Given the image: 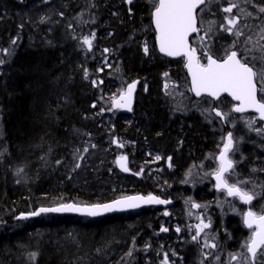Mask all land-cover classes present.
Masks as SVG:
<instances>
[{"label":"trees","instance_id":"16d2710c","mask_svg":"<svg viewBox=\"0 0 264 264\" xmlns=\"http://www.w3.org/2000/svg\"><path fill=\"white\" fill-rule=\"evenodd\" d=\"M3 1L12 4L15 10L23 11L24 6L28 7L37 0ZM138 1L132 4L129 0H117L122 8L120 14L114 16V0H51L48 3L57 5L59 12L50 19L43 18L42 24L37 25L38 30H34L36 26L30 28L31 39L26 34L25 23L20 21L19 12L13 13L14 18L0 16V264H158L154 259L149 263L144 261V258L149 259L154 254L156 259L165 263V256L174 255L178 261L174 264H226L229 258L230 264H235V254L240 253L248 231L243 229L236 216L216 207L215 199L219 192L216 193L209 172L198 174L195 180L185 181L184 178L187 168L200 164L204 156L209 158L207 164L210 171V163L214 161L215 164L227 133L235 132L237 135L238 126H232L229 121L224 123L217 117L209 99L198 100L192 95L181 59L163 58L155 47L152 51L156 52V60L148 59L142 45L147 39L151 43L154 40L151 21L157 0ZM228 1L223 0V4ZM232 1L235 4L238 2ZM246 1L247 5L241 7L246 6L252 11L250 17L241 14L238 7L233 11V17L238 19L233 32L240 31L242 35L228 32L230 38L224 39V42H232L242 59L257 67L261 64L258 59L261 48L257 42L264 38V29H261L264 12L260 11L264 0ZM106 21L111 24L107 25ZM99 22L103 24L99 29L106 35L105 41L112 48L115 62L101 73L104 82L94 88L92 79L100 76L97 64L94 60L83 61L85 55L79 52L78 45L80 40L90 35L88 31L92 25L98 27ZM146 25L149 26L147 36L138 34L137 31ZM220 39L222 35L215 37L213 44L206 39L203 40L205 43H199L201 55L206 58L205 54L211 50L217 56H225V51H221L223 56L218 51L224 47ZM251 48L254 50L250 52ZM253 56L257 59L251 62ZM80 57L84 63L82 69L76 63ZM135 78L141 80V94L145 84L149 90L140 99L138 116L118 118L108 129L83 117L96 114L97 108H91L93 102H98L100 108L103 96L107 95L109 99L114 95L118 90L116 87L112 90L106 88L111 82L115 83L113 86L123 83L124 87ZM175 82L182 83L183 90H176ZM184 102L187 106H180ZM247 116L260 122L253 115ZM254 124L251 139L244 147L245 158L238 163L237 177L242 181L237 183L243 187L248 185L252 193L258 194L256 207L264 213V132H258L264 127ZM122 136L125 141L138 143L139 148L124 146L135 166L149 157L142 154L147 141L152 149L164 156H172V166L168 170L173 171L169 177L167 175V180L164 179L167 181L162 189L164 191L144 178L131 180L126 187L105 193L73 187L68 179L34 178L24 186L17 182V178L13 181L12 172L18 165L30 164L33 158L50 147L71 145L86 153L89 147L99 143L110 145L113 144L112 138L118 141ZM112 152L113 146L109 153ZM113 170L111 179L98 178L110 184L116 183L123 174L119 168ZM126 176L133 179L138 175ZM165 191L175 199L176 205L172 208L175 212L192 211V215L197 214L193 221L190 215L189 220L185 219L188 224L194 223L193 227L186 229L188 233H175L174 241L169 245L166 238L159 242L156 237L160 216L156 207L94 219L45 213L27 219L29 223L21 229H14L13 226L19 220L15 218L18 214L35 211L39 206L70 201L102 203L125 194H159ZM227 200L232 199L227 197ZM194 204L200 207H193ZM201 221L209 225L213 221L214 225L197 236L196 225ZM126 222L132 226L125 225ZM38 227L49 231L48 237L58 234L57 242L55 239L48 241L46 237L48 240L35 243L34 258L29 254L30 257H21L12 263L2 261L5 247L15 249L22 242L31 245L28 234ZM193 236L197 239L193 240ZM74 240L77 243H73ZM112 252L115 254L106 258ZM243 264L247 263L244 261ZM254 264L264 262L256 263L255 260Z\"/></svg>","mask_w":264,"mask_h":264},{"label":"rangeland","instance_id":"374dc122","mask_svg":"<svg viewBox=\"0 0 264 264\" xmlns=\"http://www.w3.org/2000/svg\"><path fill=\"white\" fill-rule=\"evenodd\" d=\"M51 0H37V1H33V3L29 4L28 7L24 6V10L23 11H18L15 10L12 4H6L4 3L3 0H0L1 5H2V14L1 15H6L8 16V18L13 17L14 18V12H19L21 15L19 16L20 21H22L23 23H25L24 27H26L27 32L26 34L28 36H30L29 38H33V34L30 28H32L33 26L37 27L34 30H38L39 26L42 24L43 22V18H49L59 12L58 6L54 5V3H48ZM3 2V3H2ZM115 2V9H114V16L115 15H119L122 6L119 5V3H117V0H114ZM139 2L138 0H133L131 3H137ZM232 4H235L232 0H229L228 3L226 2L225 4H223V0H213L212 3L206 5L202 11V25H203V34L200 38V44L201 43H205L206 41H203L204 39H206L207 41L209 40L211 44L212 40L217 37L218 35H222V39H220V41L222 42V45L224 46L222 49L218 50L220 53L221 51H225L226 55L229 53L230 50L234 49V46L232 45V42H224V39L226 40V38H230L228 37V32L224 31L225 27H229L228 25V19L233 17V12L232 13H226L223 11V8L225 7H229ZM238 7V10L241 14L243 15H247V16H251L252 15V11H249L248 8L245 7H241L244 5H247V1L246 0H238V2L236 1V4ZM130 7V6H127ZM236 8V7H235ZM233 8V11L234 9ZM17 15V14H16ZM19 15V14H18ZM216 16H218V19L216 20ZM108 22V21H106ZM105 24V23H104ZM107 25L111 24V22L106 23ZM219 26L220 28L218 29L216 27V25ZM107 25L105 27H107ZM103 26V24L100 25L99 22V26L97 27L95 24L92 25V27L90 28V30L88 31V33L90 34L88 36L89 39L92 40V46L89 49V47H87L86 44H84V38L82 40H80L79 45H78V50L80 53H83L84 56V60L83 61H88V60H94L95 63L97 64V73L100 74V76H95L94 79H92V87L97 88L99 85H101L104 82V79L102 78V74L104 73L105 69L109 68L110 66L113 65V63L115 62V59L112 56V48L107 46L106 44V35L104 33V31L100 30L99 28ZM97 27V28H96ZM213 27V29H212ZM95 28V29H94ZM103 28V27H102ZM94 29V30H93ZM261 29H264V24H262ZM260 29V30H261ZM149 31V26H145L144 29L138 30L137 33L138 34H144L145 36H147ZM234 31V30H233ZM34 32V31H33ZM107 32V31H106ZM29 33V34H28ZM264 33V32H263ZM94 37V38H93ZM219 41V43H220ZM233 41V40H232ZM257 46L262 49L264 48V38H262L260 41L257 42ZM88 49H87V48ZM156 48V46H154L153 41L151 43V41H149V39L146 40L145 43H143L142 48L145 51V48H147V56L149 57L148 59H151L152 61L156 60L157 56H156V52L154 53L152 51L153 48ZM214 48V47H213ZM212 48V50H213ZM254 49L251 48L250 52L253 51ZM157 51V49H156ZM208 53H212L214 54L211 50ZM222 54V53H221ZM215 55V54H214ZM224 54H222L223 56ZM156 56V57H155ZM255 57V56H253ZM253 57H249L252 59ZM255 60V59H253ZM83 61L81 60V57L79 58V60L76 61L77 65H79L78 67L80 69L83 68ZM155 63V62H153ZM260 67H264V63H261L260 65L257 66V68ZM130 82V81H129ZM128 82V83H129ZM113 84H115L114 82H111V84H109L110 86H107L106 88L109 90H112L113 87L115 89V87L118 89L115 91L114 95L112 94L111 97L109 96V99H107V95L103 96L104 98L102 99V105L99 107L98 102H93L91 104V108H97L96 109V114L91 116L89 114L84 115L83 117L86 120H90L91 123H97L98 125H103V127H106L107 129L109 127H111L112 125L115 124V122L118 120V118H122V116H120V113H115L116 111L113 109L112 107V103L114 101V99L116 98V96L122 92H125L127 89L126 85L124 87H122L123 83H118L117 86H113ZM128 85V84H127ZM173 85H177L176 90H183L184 86L182 83H178L175 82L173 83ZM171 89H173V86H171ZM148 92V85L145 84L143 90H142V94L138 91V101L139 103L136 106V111L135 114L132 117H135L136 115L138 116L140 110H139V104H140V99L143 95V93ZM264 95V94H263ZM223 103H221V107L224 108L226 110V115L228 118V121L231 123L232 126L237 127L238 126V134H234L235 132L232 133L233 135V141H234V146H233V151L229 153V157L231 160H233L235 168L234 171L229 175V180L231 181V183H235L236 181H242L240 177H237V173H238V163L240 161H243L245 158V150L244 147L248 145L249 143V139H251V129H254V125H252L251 128H249L248 126V121L251 120V118L247 115H241V116H236L233 111H232V107H231V102L228 101L227 99H223L222 100ZM101 103V102H100ZM205 104V103H204ZM103 105H106L103 106ZM109 105V106H108ZM180 105V104H179ZM187 106V103L184 102L183 105L180 106ZM198 105V104H197ZM196 105V106H197ZM200 105H202L200 103ZM206 105V104H205ZM230 106V107H228ZM92 118V119H91ZM256 124H258V126H263V124H261L260 122L256 121ZM257 131V130H256ZM258 132H264L263 131H258ZM227 137V136H226ZM225 137V138H226ZM112 142L113 144H103V143H99L98 145H95L93 147H89V149L87 150V152H79L78 151V147L76 146H69V147H57V148H48L45 150V152H42L40 154H38L37 157L33 158L32 162L30 164H20L16 167L15 172L13 171L12 174L14 176V179L17 180V182L21 185L24 186V184L26 185L28 182H30L32 179L34 178H54V179H58V181L60 179H68V181H71L73 183V187H78V188H83L85 189H95L98 190L100 193H105L108 192L109 190H115L116 188H123L126 187V185L132 181H137V180H141L142 178L147 179V181L149 183L152 184V186H156L157 188H159L160 190L164 189L163 187L165 186V184H167L166 180L170 175V172L173 171L172 170H168V165L167 162L169 161L167 156H164L162 153L156 151L155 149H152L151 146L148 144V147L144 150L146 156H149L148 159L146 157V161L142 160V162H139V165L133 164L132 160L130 159V156L128 155L129 153L124 150V146L126 147H130L132 146H138V143L134 140H126L125 138L122 136L118 141L114 138H112ZM120 143L122 145V147L119 146ZM114 148V152H112V154H110V147ZM222 148V147H221ZM221 150V149H220ZM137 153H139L138 150H136ZM127 154V155H126ZM129 156V157H127ZM121 157L124 158H128L131 168L133 170H135V172L137 174H139L136 177L129 178L126 175H122L121 178L115 183L110 184L111 182H104V180H101L98 177H108L111 179V175L110 173L113 172L114 168H119V163L120 161H124L121 160ZM172 160V158L170 159V161ZM208 157H203V159L201 160L200 164L195 165L192 164L189 166V168H187V171L185 172V181H188L190 179H196V177H198V174H205L207 172L208 175L213 176V174L215 173V171L218 169L219 167V162L216 159V162L214 164V161L210 163V171L208 169ZM173 164V163H172ZM103 171V172H102ZM105 173V175L101 174ZM100 173V174H99ZM234 173V174H233ZM37 175V176H36ZM103 175V176H101ZM141 175V176H140ZM168 175V177H167ZM198 175V176H197ZM136 176V175H134ZM164 179H166L164 181ZM149 184V185H151ZM20 185V186H21ZM215 186V185H214ZM97 188V189H96ZM245 191H248L250 193L251 189L248 185H246L245 187H243ZM88 191V190H86ZM164 191V190H162ZM89 192V191H88ZM167 193V191H165ZM125 195H129V194H125ZM124 195V196H125ZM257 203V202H256ZM256 203L253 204L252 209L260 214L263 213V211L259 208L256 207ZM215 205L216 207H218L221 211L226 210V213L229 214H233L234 216H236V218H238L240 221L239 223H241V226L243 227L244 230H246L244 228L243 225V216L244 213L246 211V208L241 205V203L237 200V199H232L231 201L227 200V196L224 193H218L215 199ZM264 206V202L262 204V207ZM175 214V229H181L180 233L183 234V232H187L188 231L186 229L193 227L194 223H186L185 219L192 218L195 219L197 216L196 215H192V211H190V213L187 211L185 213V211H181V213H177L175 212V210H172ZM25 211L21 212L24 213ZM20 213V214H21ZM18 214V215H20ZM190 215V217L188 218V216ZM16 219H18V217H15ZM179 219H182L184 223H181ZM165 220H161L162 223H164ZM27 223H29V221L27 219L25 220H18V222H16L13 226L14 229H21L22 227H24L25 225H27ZM131 225L132 224L130 222H126L125 225ZM211 226L214 225V222L212 221L210 223ZM2 226V225H1ZM27 232V231H26ZM177 233V232H176ZM250 232H248V236L246 237V240L243 242V244L241 245L240 249V253H236L235 254V264H243L244 261L247 264H253L250 261V258L248 256V252H247V248L244 246L245 243L249 240V237L251 236ZM29 237H30V241L29 243H31V245H28V242H22V243H18L16 248L13 249L11 247H5L4 251H3V255H2V261H10L11 263L14 262L16 259L20 260L21 257L22 258H27L30 257L31 253L33 252V248L37 245L35 243L39 242L40 240H44L47 239L48 241H51V239H55L54 241L57 242L56 237L58 236V234L55 237L54 234H51L50 237L49 236V231L47 230H43V228H36L34 231L29 232ZM48 235V236H47ZM180 237L182 236L181 234L179 235ZM47 237V238H46ZM183 239V238H182ZM53 241V240H52ZM122 242V241H120ZM73 243H77V241H73ZM124 245V244H123ZM120 245V246H123ZM131 246H129L128 248H130ZM149 249H151V246L148 247ZM150 252H154V250H150ZM149 252V253H150ZM264 253V251H263ZM30 254V255H29ZM113 254H115L114 252L110 253V255H106V258L112 256ZM161 254V253H159ZM247 254V256H246ZM127 254L125 255V257L127 258ZM244 257V259L242 258ZM248 257V258H247ZM172 258L174 260H172ZM150 259V260H149ZM149 259L146 257L144 258V261L146 263H149L150 261L152 262V260L154 259V261H156L155 258V254L154 256H150ZM168 259L171 260L170 264H174L176 261V258L174 255H171L168 257ZM237 259V260H236ZM230 258L226 260V264H230ZM167 264L163 261H159L158 260V264ZM264 262V254H262V251L257 255L256 258V263H263ZM180 263H182L180 261Z\"/></svg>","mask_w":264,"mask_h":264},{"label":"snow or ice","instance_id":"6c2138e0","mask_svg":"<svg viewBox=\"0 0 264 264\" xmlns=\"http://www.w3.org/2000/svg\"><path fill=\"white\" fill-rule=\"evenodd\" d=\"M212 2L213 0H158V3L154 5L155 10L153 15L156 29L159 33L160 51L169 56H187V67L192 76L191 90L197 96L206 93L210 97L219 99L221 93H227L239 102L232 111L243 113L251 109L259 114L260 120H264V95L258 98V91L264 93V67L257 68L255 65H250L246 59L238 57L237 51L234 50L230 51L222 62L206 54L207 63L202 64L195 55V49L189 50V35L199 31L197 28V10L200 9L203 11L201 6ZM235 7L237 5L232 4L229 7L223 8V11L232 13ZM260 11L264 12V7H261ZM237 23L238 19L236 17L228 19V25L230 27H225L224 31L236 36L242 35L240 31L233 32ZM83 42L89 49L91 48V39L85 37ZM145 52H147V48H145ZM253 59H257V57H253ZM258 59L261 63H264V48L261 49V54ZM257 84H260L259 89ZM134 88L135 84L129 87L128 92L121 97V101L123 102H116L117 107H127L129 111L131 110V96ZM215 114L221 118H224L226 115L220 111H215ZM254 123V120L248 121L249 128ZM233 146V135L229 132L224 139L223 148L220 151L219 157H216L219 160V167L214 173L216 187L217 189L226 190L228 196L238 197L243 203L251 204L258 194L243 190L238 186V183L229 184L225 178V174L230 173L234 168V162L229 158V153L233 151ZM125 159L121 157V160ZM121 166L124 171H128L127 167L124 165ZM140 201L157 204L167 203V201L153 196H148L147 198L139 196L125 197L116 201L114 204L84 207L66 204L56 208H41L39 212H34L32 215H39L43 212H80L88 216H97L103 212L113 211L118 208L138 207V202ZM193 207L198 208L200 205L194 204ZM243 223L247 228L253 230L244 246L247 248L248 253H250L254 264L258 251L264 249V214H257L249 210L243 216ZM209 226V224H205L203 221H201V224L196 225L197 236ZM162 230L167 231V229ZM197 236H193V240H196ZM212 246L215 247V245ZM31 255L34 258L36 254L32 253Z\"/></svg>","mask_w":264,"mask_h":264},{"label":"water","instance_id":"95a60500","mask_svg":"<svg viewBox=\"0 0 264 264\" xmlns=\"http://www.w3.org/2000/svg\"><path fill=\"white\" fill-rule=\"evenodd\" d=\"M154 10H155V9H154ZM198 10H199V9H198ZM198 10H197V28H198ZM0 13H1V5H0ZM153 13H154V11H153ZM152 21H153L152 23H153L154 30H155V32H156V45H157L158 52H159L161 55L166 56V57L171 58V59H177V58H182V57H184V58L186 59V62H185V69H186V71H187V73H188V76H189V79H190V85H191V88H192V76H191V73L189 72L188 67H187V65H188V58H187V56H185V55L169 56V55H167L166 53L161 52V51H160V42H159V39H158L159 33H158L157 29H156L154 15H152ZM195 34H196V33H191V34L189 35V37H188L189 50L192 49L191 37H192L193 35H195ZM195 55H196V57L199 59V54H198L197 52H195ZM211 56H212V55H211ZM212 57H213V59H217V60L220 61V62H222V60L224 59V58H223V59H219V58H216V57H214V56H212ZM238 57H239V55H238ZM225 58H226V57H225ZM199 61H200V60H199ZM200 63H201V62H200ZM138 83H139V80L137 79V80H135L134 82H132V83L130 84V86L133 85V84H135V88L133 89V91H132V96H131V110L129 111L127 107H121L125 113H131V112L133 111V107H134L135 102H136V91H137V88H138ZM130 86H129V87H130ZM257 87H258V84H257ZM192 93H193V95H194L195 97H197V98H201V97H203V96L210 97V96H208L206 93H202L200 96H197V95L195 94L194 91H192ZM124 95H125V94L120 95V96L114 101V108H118V107L116 106V102H117V101H121V97L124 96ZM225 96L229 97V98L235 103L234 107L238 105L239 102L236 101V100H234V99H233L230 95H228L227 93H221L219 99H217V98H213V97H210V98H211L212 100H214V101L217 102L218 100H220L222 97H225ZM258 98H259V92H258ZM121 102H123V101H121ZM234 107H233V108H234ZM215 111H220V112H222L220 109H215ZM235 113H237V112H235ZM244 113H255V114H257V115L259 116L258 113H256L254 110H251V109H249V110H247V111H245V112H243V113H238V114H244ZM222 119L225 121V120H226V117H224V118H222ZM262 121H264V120H262ZM219 155H220V154H219ZM219 155H218V157H219ZM218 161H219V160H218ZM121 165H124L125 167H127L128 171H124V170H123V167H122ZM120 170H121L123 173H125V174H131V173H133V171L129 168V166H128V162H127V161L120 162ZM213 179H214V181H215V186H216L215 175H213ZM216 189H217V187H216ZM217 190H223V189H217ZM225 191H226V190H225ZM137 196H139V197H145V198H147L148 196H153V197H156V198H158V199H160V200L167 201V203L157 204V203H144V202L140 201V202H138V203H139V206H138V207H134V208H122V209H121V208H118V209L113 210V211L103 212L102 214L97 215V216H88V215H86V214H82V213H80V212H43V213L71 214V215L87 216V217H91V218H96V217H101V216H106V215L117 214V213H121V212H125V211H131V210H135V209H140V208L145 207V206H153V205H156V206H161V207H170V206L173 205V200H171V199H166V198H164V197H162V196H159V195H157V194H148V195H146V194H132V195L124 196V197H119V198H116V199H113V200H110V201H107V202H103V203H95V204H80V203H75V202H68V203H62V204H58V205H54V206H41V207H39V208L36 210V212H39V210H40L41 208H56V207H60L61 205H66V204H74V205H77V206H80V207L91 206V205L114 204L116 201L121 200V199H123V198H125V197H137ZM230 197H231V196H230ZM244 204H245V203H244ZM251 204H252V203H251ZM251 204H245V205H246V206H250ZM249 210L253 211L252 209H249ZM249 210H247V212H248ZM247 212H246V213H247ZM43 213H40V214H43ZM32 216H33L32 213H22V214L19 215V219L29 218V217H32ZM258 252H259V251H258ZM249 254H250V253H249ZM250 256H251V255H250Z\"/></svg>","mask_w":264,"mask_h":264},{"label":"flooded vegetation","instance_id":"af4514ba","mask_svg":"<svg viewBox=\"0 0 264 264\" xmlns=\"http://www.w3.org/2000/svg\"><path fill=\"white\" fill-rule=\"evenodd\" d=\"M152 25V24H151ZM200 58H201V60L202 61H204V59L201 57V55H200ZM183 61V60H182ZM141 88V84L139 85V89ZM139 91V90H138ZM139 103V101H137V104ZM221 103H223L222 101L221 102H219V104H218V107H220L221 108V110L223 111V113L224 114H226V110L224 109V108H222L221 107ZM137 104H136V106H137ZM216 106H214L213 105V108H215ZM228 107H230V106H228ZM231 107H232V105H231ZM115 111H118L119 113H121V110L120 109H118V110H115ZM232 133V132H231ZM228 134V133H227ZM169 159V161L167 162V165H168V168L170 169L171 168V161H170V159L172 158V156H169L168 157ZM233 171H231L230 173H228L227 174V179L229 180V175L232 173ZM230 181V180H229ZM231 182V181H230ZM235 183H237V181L235 182ZM238 186H240L243 190H244V188H243V186H241L240 184H238ZM216 191V190H215ZM218 191H216V193H217ZM219 192H221V193H224L225 191H219ZM161 196H163V197H165V198H170L171 199V197H169V195H168V192L166 193V192H160L159 193ZM173 199V198H172ZM175 206V205H174ZM173 206V207H174ZM156 207V206H155ZM172 207V208H173ZM156 208H158L159 209V212H160V216H159V225H158V228H157V230H156V237H157V239H158V241L160 242V241H164L165 240V238H166V243H167V245H169V244H171L173 241H174V235H175V233L177 232H180L181 231V229H179V231H177V229H175V220H176V218H175V214H174V212L172 211L173 209L172 208H170L169 210H166V209H164V208H162V207H156ZM161 220H165L164 221V223H162L161 222ZM162 229H167V231H163ZM165 258H166V261H167V264H169V263H171V260L170 259H168V257L167 256H165ZM156 263H158V259H156V261H155ZM161 263V262H160ZM162 264V263H161Z\"/></svg>","mask_w":264,"mask_h":264},{"label":"bare ground","instance_id":"6f19581e","mask_svg":"<svg viewBox=\"0 0 264 264\" xmlns=\"http://www.w3.org/2000/svg\"><path fill=\"white\" fill-rule=\"evenodd\" d=\"M148 143H149V142L147 141V142H146V145L144 146L145 149L148 147ZM143 153H145L144 150L142 151V154H143ZM171 199H172V198H171ZM172 200H173V206L176 205L175 199L173 198Z\"/></svg>","mask_w":264,"mask_h":264}]
</instances>
